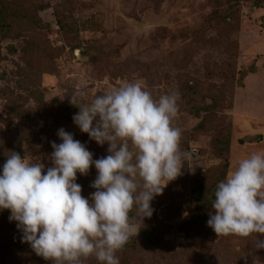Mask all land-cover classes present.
I'll use <instances>...</instances> for the list:
<instances>
[{"label": "rangeland", "instance_id": "obj_1", "mask_svg": "<svg viewBox=\"0 0 264 264\" xmlns=\"http://www.w3.org/2000/svg\"><path fill=\"white\" fill-rule=\"evenodd\" d=\"M32 2L38 23L19 22L22 36L0 39V132L18 121L11 109L21 98L35 121L31 131L41 138L37 144L25 141L23 155L32 163H44L46 172L52 165L47 162L44 144L54 134L58 136L59 129L73 134L81 143L90 137L74 122L44 133V122L37 116L39 105L28 98L33 87L30 77L41 82L46 100L55 99L61 105L70 104L76 89L86 91V99L91 101L134 80L142 81L154 98L178 91L189 77L205 82L208 89H221L235 81L231 108L212 116L205 129L195 131L205 112L194 113L184 106L174 121L182 131L181 149L189 152L191 159L185 162L182 175L158 195L157 216L172 226L165 237V258L143 244L125 252L128 258L121 263L264 264V248L254 246V237L222 236L200 252L196 249L198 234L186 235L177 229L190 211L185 191L189 181L199 175L202 184L208 186L207 182L218 176L216 169L223 158L214 146L220 130L230 135L227 174L241 159L264 151V0ZM5 161L0 159V174ZM96 176L94 165L87 176L77 173L76 182L85 198L94 191L90 184ZM148 222L153 221L144 218L142 223ZM21 234L17 222L0 223V240ZM257 236L264 240V234ZM24 261L51 264L31 247ZM86 264L98 262L90 258Z\"/></svg>", "mask_w": 264, "mask_h": 264}, {"label": "clouds", "instance_id": "obj_2", "mask_svg": "<svg viewBox=\"0 0 264 264\" xmlns=\"http://www.w3.org/2000/svg\"><path fill=\"white\" fill-rule=\"evenodd\" d=\"M76 89L70 103L79 108L73 122L108 155L93 153L61 128V143H51V167L32 163L10 151L0 174V210H9L22 242L51 264H120L117 253L138 235L130 213L143 222L154 212L152 201L182 175L189 152L180 147L182 131L174 125L180 94L154 98L142 81H129L95 96ZM97 176L90 198L82 195L77 173ZM207 221L218 237H254L264 248V151L251 153L230 170L214 192Z\"/></svg>", "mask_w": 264, "mask_h": 264}, {"label": "trees", "instance_id": "obj_3", "mask_svg": "<svg viewBox=\"0 0 264 264\" xmlns=\"http://www.w3.org/2000/svg\"><path fill=\"white\" fill-rule=\"evenodd\" d=\"M36 11L32 0H0V39L11 36H22V31L17 24L23 21L27 23L33 21L34 24H37ZM29 80L33 87L29 88L30 94L28 98L32 97L39 105L37 116L44 122L41 127L44 133H50V128L57 125L73 122V116L79 112V108L73 106L71 103L61 105L55 99L46 100L44 90L40 84L41 82L36 77H30ZM234 82L231 81L224 84L221 89L216 87L208 89L205 82L192 77H189L186 82H181L180 89L178 90L180 94V100L178 101L179 111L181 110V106H184V109H191L194 113L200 114L201 112H205L203 121L195 128V131L196 129H205L209 125L210 118L217 115L219 111L231 108L233 93L236 88V82L235 84ZM238 82L240 83V80ZM208 98L211 99L209 103L206 101ZM11 111L17 116L18 121L3 128L0 132V159L5 160L7 159L6 155H10V151L18 152L23 157L22 148L25 141L31 143L37 141L35 144L41 141L39 133L31 131V126L35 121L32 119L29 110L25 107V103H23L21 98L18 99V102L15 103ZM229 138V133L224 130H220L219 136L216 137L214 149L223 158L222 164L216 169L218 176L213 181H208L207 186L202 184L199 175H195L185 187V191H187L186 200L190 211L182 223L177 226V229L186 235L198 234L196 249L200 252H204L220 238L208 227L207 221L209 219V212L213 211L211 206L216 186L226 178L229 167ZM182 139L183 137H181L180 147H182ZM53 141L57 144L61 142L60 138L55 134L45 142L44 148L47 150L49 156L53 152V148L51 147ZM82 143L97 159L109 154L107 151L109 145L107 147L105 145L101 146L86 137ZM47 162L51 163L50 160ZM93 190L95 191V189ZM167 190L168 188H164V191ZM159 197L156 196L151 205L154 212L149 219L153 222L142 223L135 210L130 213V217L134 219L140 231L138 235L132 236L121 250L120 264H122L121 259L128 258V253L125 252L136 250L143 244L152 249L157 256L165 258V237L172 226L157 216L160 204ZM9 216V210H0V223L10 225L13 221L9 220ZM22 235L14 236L11 240H0V264L25 263L24 260L26 259L30 245L22 242Z\"/></svg>", "mask_w": 264, "mask_h": 264}]
</instances>
